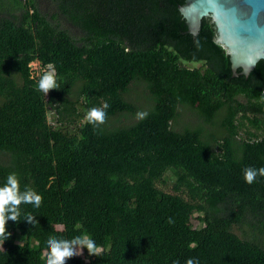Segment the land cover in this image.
Returning a JSON list of instances; mask_svg holds the SVG:
<instances>
[{"label": "trees", "instance_id": "trees-1", "mask_svg": "<svg viewBox=\"0 0 264 264\" xmlns=\"http://www.w3.org/2000/svg\"><path fill=\"white\" fill-rule=\"evenodd\" d=\"M186 2L0 0V187L15 173L42 196L8 222L0 264H46L61 219L101 249L66 264H264V177L244 180L264 167V59L234 71ZM36 62L57 89L39 90Z\"/></svg>", "mask_w": 264, "mask_h": 264}, {"label": "water", "instance_id": "water-1", "mask_svg": "<svg viewBox=\"0 0 264 264\" xmlns=\"http://www.w3.org/2000/svg\"><path fill=\"white\" fill-rule=\"evenodd\" d=\"M180 10L194 35L211 19L234 71L249 74L264 59V0H187Z\"/></svg>", "mask_w": 264, "mask_h": 264}, {"label": "clouds", "instance_id": "clouds-1", "mask_svg": "<svg viewBox=\"0 0 264 264\" xmlns=\"http://www.w3.org/2000/svg\"><path fill=\"white\" fill-rule=\"evenodd\" d=\"M57 80L55 66L48 64L40 76L38 88L47 94L59 87ZM261 101H264V95L261 96ZM108 107L109 105L104 103L101 107L90 108L85 116L86 121L96 127L103 125L107 119L106 109ZM147 115L146 112H138L136 117L139 120H143ZM257 176L264 177V167L259 169L247 167L244 169V180L246 183H254ZM41 203V195L32 189L21 191L17 175L15 173L10 174L7 177L6 184L0 187V242L4 244L11 237V233L7 231V224L9 221L18 222V218L21 216V204H32L39 208ZM25 221L31 225L34 222H38L30 214L26 216ZM171 222L169 220V223ZM47 246L46 264H66L69 259L82 255L84 249H87L89 256H95L101 251L95 240L86 234L78 235L71 239L49 237ZM175 264H179V262L177 261ZM185 264H199V261L189 258Z\"/></svg>", "mask_w": 264, "mask_h": 264}, {"label": "rangeland", "instance_id": "rangeland-1", "mask_svg": "<svg viewBox=\"0 0 264 264\" xmlns=\"http://www.w3.org/2000/svg\"><path fill=\"white\" fill-rule=\"evenodd\" d=\"M188 66L191 68H196V67H201V64H191V65L188 64ZM32 69H33L35 75H41V72L43 71V70H41V65L39 62L33 63ZM145 95L146 94L143 91V89L141 90V89L136 88V91H134V93H132V96L135 98V100H133V99H131V100L136 101V102H140L139 105L142 104L145 107L146 103L143 101V100H145V98H144ZM181 118L184 119L185 121L187 120V116L184 113L181 114ZM50 120H51V122L56 123V119H55V116L53 113L50 114ZM178 122L181 123L180 120ZM174 127H175V129L179 130L178 126H174ZM173 183H174V181L171 178L170 181H168L165 185H161V186L163 187L164 190L170 191ZM56 229L58 231V235L61 238L65 237V235H67L68 230H69L68 225L62 219L60 220V223L58 224ZM76 257H81V258L85 259V251L83 250V254L80 256H76Z\"/></svg>", "mask_w": 264, "mask_h": 264}]
</instances>
